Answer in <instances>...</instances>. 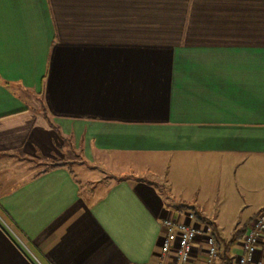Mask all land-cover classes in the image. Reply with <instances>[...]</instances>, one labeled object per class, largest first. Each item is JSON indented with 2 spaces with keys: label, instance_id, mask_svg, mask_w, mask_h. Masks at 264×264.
I'll list each match as a JSON object with an SVG mask.
<instances>
[{
  "label": "crops",
  "instance_id": "1",
  "mask_svg": "<svg viewBox=\"0 0 264 264\" xmlns=\"http://www.w3.org/2000/svg\"><path fill=\"white\" fill-rule=\"evenodd\" d=\"M67 147L109 178L52 166ZM240 209L264 211V0H0V264H155L189 211L238 264Z\"/></svg>",
  "mask_w": 264,
  "mask_h": 264
},
{
  "label": "built area",
  "instance_id": "2",
  "mask_svg": "<svg viewBox=\"0 0 264 264\" xmlns=\"http://www.w3.org/2000/svg\"><path fill=\"white\" fill-rule=\"evenodd\" d=\"M185 221L164 219L165 234L161 250L155 264H194L190 258L194 239L202 235L206 245V255L203 264H216L217 248L214 238L205 233L202 228L195 226L194 214L186 213ZM264 235V211L259 210L254 216L248 229L243 234L240 245L241 253L237 257L238 264H251L256 252L258 241ZM260 264V262H257Z\"/></svg>",
  "mask_w": 264,
  "mask_h": 264
},
{
  "label": "rangeland",
  "instance_id": "3",
  "mask_svg": "<svg viewBox=\"0 0 264 264\" xmlns=\"http://www.w3.org/2000/svg\"><path fill=\"white\" fill-rule=\"evenodd\" d=\"M66 157H67V161L64 163L65 166L68 167L69 171H72L73 173H75V176L77 178H80L78 180L82 186H89L91 184H95L99 179L104 181L105 179L109 178V175L105 173V171L108 172L109 170L102 168V167L100 168V166L93 168L94 165H92V163H90L89 161H86L82 156H80V154H76L75 152L71 151L69 148L67 149ZM43 161H44L43 164L37 163L35 165H37L38 168L44 169V168H48L52 164V162H54L53 159H44ZM55 161L62 162L64 160L59 159ZM138 163L140 164L139 161ZM125 165L126 163L117 165V167L120 166L119 170H117V173L118 172L123 173V174L133 173L131 171H128L127 170L128 168ZM134 170L136 171L135 173L140 172V170L137 168H135ZM246 212L247 210L245 209H240L235 212L229 211L226 214L222 212V214L224 213L226 217H223V219L221 220V223L217 227L219 235L226 239L228 236H231L234 230L236 228H239L240 226L239 224H241L240 222L239 223L237 222L238 218L244 216ZM234 218L237 220L234 221ZM233 241H238V240L235 239Z\"/></svg>",
  "mask_w": 264,
  "mask_h": 264
},
{
  "label": "trees",
  "instance_id": "4",
  "mask_svg": "<svg viewBox=\"0 0 264 264\" xmlns=\"http://www.w3.org/2000/svg\"><path fill=\"white\" fill-rule=\"evenodd\" d=\"M54 165H64V162H55L52 164V166ZM245 227L241 226L240 228L236 229L233 233L232 239L231 240H237L238 238H241L243 236V234L245 233Z\"/></svg>",
  "mask_w": 264,
  "mask_h": 264
}]
</instances>
